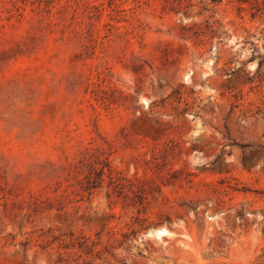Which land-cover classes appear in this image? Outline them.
Instances as JSON below:
<instances>
[{"label":"rangeland","instance_id":"374dc122","mask_svg":"<svg viewBox=\"0 0 264 264\" xmlns=\"http://www.w3.org/2000/svg\"><path fill=\"white\" fill-rule=\"evenodd\" d=\"M0 264H264V0H0Z\"/></svg>","mask_w":264,"mask_h":264}]
</instances>
